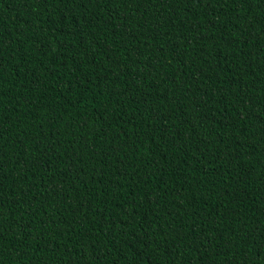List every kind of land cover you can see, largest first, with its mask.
Returning <instances> with one entry per match:
<instances>
[{"label":"trees","instance_id":"obj_1","mask_svg":"<svg viewBox=\"0 0 264 264\" xmlns=\"http://www.w3.org/2000/svg\"><path fill=\"white\" fill-rule=\"evenodd\" d=\"M0 264H264V0H0Z\"/></svg>","mask_w":264,"mask_h":264}]
</instances>
